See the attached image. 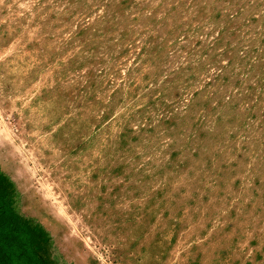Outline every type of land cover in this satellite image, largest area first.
Segmentation results:
<instances>
[{
  "label": "rangeland",
  "instance_id": "obj_1",
  "mask_svg": "<svg viewBox=\"0 0 264 264\" xmlns=\"http://www.w3.org/2000/svg\"><path fill=\"white\" fill-rule=\"evenodd\" d=\"M6 245L264 264V0H0Z\"/></svg>",
  "mask_w": 264,
  "mask_h": 264
},
{
  "label": "trees",
  "instance_id": "obj_2",
  "mask_svg": "<svg viewBox=\"0 0 264 264\" xmlns=\"http://www.w3.org/2000/svg\"><path fill=\"white\" fill-rule=\"evenodd\" d=\"M6 251L4 253H1L0 256V261L5 262L6 264H11L15 258H19V254H16L17 251L14 248H11L9 245H6ZM1 251H4L2 247H0ZM3 259V260H2Z\"/></svg>",
  "mask_w": 264,
  "mask_h": 264
}]
</instances>
